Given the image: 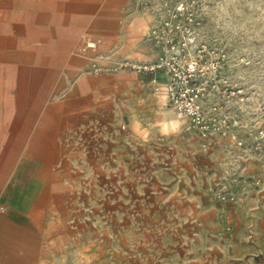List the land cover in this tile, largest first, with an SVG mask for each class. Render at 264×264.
Segmentation results:
<instances>
[{"label": "rangeland", "instance_id": "obj_1", "mask_svg": "<svg viewBox=\"0 0 264 264\" xmlns=\"http://www.w3.org/2000/svg\"><path fill=\"white\" fill-rule=\"evenodd\" d=\"M76 2L79 11L55 21L60 31L55 48L46 38L30 44L0 39L1 78L14 64L16 78L25 66L29 77L33 69L48 68L37 118L0 184V211L29 213L23 229L14 231L20 239L14 244L44 245V264H182L187 229L198 220L209 226L198 211H216L223 236L232 237L235 222H242L235 219L238 204L246 206L245 222L258 226L260 234L253 237L262 235L263 186H244L242 198L255 200L249 205L226 202L218 193L235 188L234 173L264 175V154L252 149L250 138L245 148L218 138L204 150L189 118L168 101L163 73L153 81L150 74L120 67L125 60L156 58L148 33L159 0ZM203 8L204 39L227 51L231 80L244 90L241 134L264 129V0H204ZM5 49L13 56L1 58ZM95 62L101 70L94 69ZM52 105L60 106L54 161L48 155L35 161L48 193L24 198L33 162L16 166L35 124ZM193 156L211 179L209 209L206 199L193 195L197 203L192 202V194L178 186Z\"/></svg>", "mask_w": 264, "mask_h": 264}, {"label": "crops", "instance_id": "obj_2", "mask_svg": "<svg viewBox=\"0 0 264 264\" xmlns=\"http://www.w3.org/2000/svg\"><path fill=\"white\" fill-rule=\"evenodd\" d=\"M79 8L80 5L77 4L76 0H0V39H15L19 43H26L27 40V44H30L41 38H46L47 42L53 44L55 47L57 36L60 33L55 21L60 16L69 19L75 12L79 11ZM1 53V58L12 57L14 51L5 49L1 50ZM41 53L46 56L53 54V52L48 54V51H42ZM53 57H55L54 54ZM47 69L43 68L40 71L46 74ZM162 75L164 77V74ZM43 90L44 86L43 88H34L30 83L21 89L18 85L7 86L4 83H0V127L4 123L10 124L6 120L8 108H11L16 116L25 117L31 106L34 105L32 103L34 99L33 95L40 91L42 93L40 94L41 97L35 104L36 107L32 114V120L37 118L41 107ZM19 91L22 92L23 96L21 107L18 102L21 96ZM103 104L102 108L104 109ZM59 113L60 106L52 105L47 114H45V117L38 120L33 128L32 137L24 156L16 166L25 168L27 162H33L28 165L31 175L23 193L24 198L41 197L48 193L42 187L41 171L36 166L35 161L43 158V155H48V161L51 163L54 161L56 153L55 134ZM12 130V127L8 126V134ZM22 142L23 140L19 144V148L11 154L12 159L9 165L7 167L0 165V174L2 175L0 184L5 180L7 170L17 158ZM2 146L4 147V143H0V149H3ZM212 167H214V163ZM260 173L261 171H255V173L250 175H252L251 177L261 178L263 180L261 186L264 187V175ZM203 174L205 173L201 159L195 156L190 157L186 161L184 174L178 176V183L180 185H176L184 188L187 191V195L192 194L191 196L188 195L190 200H193L192 202L197 203L196 200L194 201V198H191L193 195L199 199H206L208 202L206 206L209 209L212 204L206 196L212 186L211 179L209 176H204ZM244 186L246 185L241 186L240 189V192L243 191L241 192L243 194H245ZM241 200L246 205L255 202L250 195H246L245 199L240 198ZM244 208L246 206L242 204L241 206L240 204L235 206V219L242 220L243 223L236 221L234 235L226 238L223 236V228L216 222V211L209 209L208 211L201 212L199 210L198 215L206 217V223L209 226L205 227L198 220L187 229V236L182 241V264H264V228L262 229L263 234L254 238V235L260 234L257 233L258 226L252 227V224L249 225L247 224L248 222H245ZM241 211L242 213H240ZM28 215L29 213L23 214L14 210H11L7 214L0 211V264H44V245L28 244L21 247V245L14 244L20 241L14 231L23 229V221H25V218H28ZM245 231H248L246 236H244Z\"/></svg>", "mask_w": 264, "mask_h": 264}, {"label": "built area", "instance_id": "obj_3", "mask_svg": "<svg viewBox=\"0 0 264 264\" xmlns=\"http://www.w3.org/2000/svg\"><path fill=\"white\" fill-rule=\"evenodd\" d=\"M204 0H159L156 19L148 38L157 48L154 60H125L120 67H130L153 76L163 73L168 101L179 113L189 118V128L201 140L204 150L211 141L230 139L238 148L251 139L254 151L264 154V129L258 128L247 136L240 132L239 103L245 100L244 90L231 80L229 55L224 48L213 46L203 36ZM248 63L249 60L241 59ZM99 71L102 65L93 64ZM235 186L220 190L218 197L237 202L244 195L241 186L261 185V178L247 175L230 176Z\"/></svg>", "mask_w": 264, "mask_h": 264}, {"label": "bare ground", "instance_id": "obj_4", "mask_svg": "<svg viewBox=\"0 0 264 264\" xmlns=\"http://www.w3.org/2000/svg\"><path fill=\"white\" fill-rule=\"evenodd\" d=\"M26 44H27V40H26ZM5 68L6 69L4 70L5 71L4 76L1 78V75H0V83H4L7 86L18 85L21 89V88H24L25 85L30 83L34 88H43V86L46 83V79H47L46 74H43L39 69L38 70L33 69V74L31 77H29L27 74L29 68L27 66H25L24 68H22L20 76L18 78H16L15 72L17 71V69H19L17 64H14L13 66H6ZM19 92H20L21 96L19 97L18 102H19V106L21 107L23 96H22V92L21 91H19ZM40 94H42V93L39 91L38 93H35L33 95L34 99H33L32 103L34 105L31 106L27 115H25V117H23V118L16 116L14 114L13 110H11V108L7 109L6 120L9 121L10 124L7 125L6 123H4L0 127V143H4V147L2 146L3 149H0V165L1 166L7 167L9 165V163L12 159L11 154L14 153L16 151V149L19 148L18 147L19 144L21 143L24 136L26 135V133L30 129V123H31L32 117H33L32 114H33L34 109L36 107L35 104L38 102V100L41 97ZM8 126H11L13 129L10 134H8V132H7ZM1 178H2V175L0 174V179Z\"/></svg>", "mask_w": 264, "mask_h": 264}]
</instances>
